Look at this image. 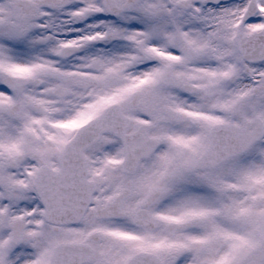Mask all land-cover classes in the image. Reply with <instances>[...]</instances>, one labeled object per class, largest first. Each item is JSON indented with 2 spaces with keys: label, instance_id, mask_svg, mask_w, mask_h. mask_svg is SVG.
Wrapping results in <instances>:
<instances>
[{
  "label": "snow or ice",
  "instance_id": "1",
  "mask_svg": "<svg viewBox=\"0 0 264 264\" xmlns=\"http://www.w3.org/2000/svg\"><path fill=\"white\" fill-rule=\"evenodd\" d=\"M0 264H264V0H0Z\"/></svg>",
  "mask_w": 264,
  "mask_h": 264
}]
</instances>
